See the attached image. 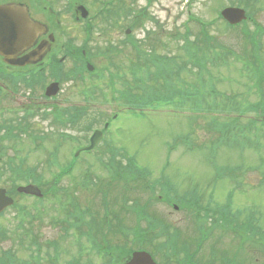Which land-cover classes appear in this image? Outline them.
Wrapping results in <instances>:
<instances>
[{
  "label": "rangeland",
  "instance_id": "rangeland-1",
  "mask_svg": "<svg viewBox=\"0 0 264 264\" xmlns=\"http://www.w3.org/2000/svg\"><path fill=\"white\" fill-rule=\"evenodd\" d=\"M51 1L57 9H63L61 1ZM86 1L89 5L92 3V0ZM238 2L248 7L255 21L263 28L257 36L259 47L255 56L253 52L251 53V45L246 44L250 42V37H245V43L242 39L243 26L229 28L219 18L222 7L237 5ZM93 5L99 7V10L108 9L107 4L102 3L101 0ZM110 10L113 11L111 18L97 19L91 38L85 43L81 29L66 31L65 27L66 33L59 35L60 43L72 37L73 45L78 47L82 45L81 48L85 49L88 56L87 60L102 72V77L97 78L95 73L85 74L84 82L61 81L62 92L53 100L42 98L41 85H37L33 92L21 87L20 92L13 93L8 90L9 81H0L5 87V92H0V109L4 112L0 111V125L10 120L13 126L17 124L23 126L22 119L27 117V121L31 124L30 128L25 129L29 136L21 132L23 130L21 126L18 131H12V134H17V139L4 137V130H0L2 151L0 186L6 188L11 186L12 174L6 163L12 167L23 159V168L35 166L41 176L43 187L46 188L52 180L51 176L53 177L71 160L74 162L71 171L62 175L63 178L60 179V184L65 187L66 193L60 192L58 201L52 199L54 197L52 193L38 204L36 198L32 196L16 194L14 195L16 207L8 208L0 217V229L5 235L0 238V256L3 250L12 249L16 254L14 257L16 264L28 262L29 254H36L30 245L27 246L28 237L24 238L20 230L17 231L20 220L18 212L21 206L27 207L28 213L41 212L42 215L37 221L35 220L33 228V233L36 234L40 244V251L37 253L40 264H50L49 257H53L55 253L60 256L57 264H64L71 256L77 255L81 243L87 244L86 237L77 238L74 228H69L66 223L72 221L68 200L77 202L80 207L94 210L100 208L102 196L100 187L110 180L113 171L116 173L119 169L122 170L124 164L121 163L123 162L121 157H117L118 162L113 164L114 168L105 169L103 164L109 160L108 149L111 148L116 151L121 148L125 153V159L131 157V162L148 173L149 177L145 181L138 178V184L146 182L153 188L145 189L138 198L140 202L148 201L147 211L179 226L184 233L196 234L195 227L186 218L187 210L174 209L172 204L169 205L164 200L178 204L177 199H174L176 197L193 205L192 194L196 192L202 205L219 207L226 201L227 193L234 186V181L239 184L234 188L232 210L240 208L248 211L254 208L257 211L256 220L264 228V101L261 107H255L256 120H249L250 111L245 112L244 118L239 119L243 124H239L238 129H234L233 132L226 131L225 128H228L230 122L238 120L234 116L235 113H222L224 120L216 124L221 127V133L214 136L207 130L206 121L212 119V112L208 110L210 102L219 103L218 101L223 99L222 94L227 97L240 95L247 100L254 99L253 88L249 90L252 84L250 76L252 77L257 70L252 65L260 64L258 67L264 73V0H114ZM246 24L250 31L257 28L253 22ZM127 27L133 28L130 32L131 39L124 37L128 35L124 30ZM203 33L210 38L213 36V46L221 56L220 59L212 57L215 55L209 53V49L204 46L209 39L203 36ZM187 40V45L194 43L198 48L196 50L195 46H189V49L193 50L191 53L198 57L196 64L198 65L197 62L200 61L198 66L204 69L202 73H200L201 69L198 71L190 64L192 58L186 54L184 48ZM140 47L144 50L141 56L144 61L148 62L147 56H151V63L149 62L147 67L151 71L145 66L139 68L141 74L138 72V78L144 80L138 81L137 86H142L144 91L140 95H132L126 91L122 96L126 100L127 109L119 108L109 92L113 87L122 89L123 86L120 82L113 84L109 81H125L124 85L128 88L132 77L129 70H125L129 66L127 60L140 62L135 51L140 50ZM229 48L232 50V55L225 56L223 52L228 54ZM202 49L207 52L208 60H203L206 55L200 58ZM233 50L238 52V57H240L239 53L244 54L246 60L243 55L241 60L240 58L239 61L234 60L236 52L233 54ZM247 60L253 63L245 65L244 61ZM158 63L160 65L155 67ZM70 67L71 63L66 62L63 70L66 71ZM50 79V74L47 72L44 75V82ZM90 83L94 84L96 89L95 94L88 95V105L82 99L80 92L86 85H91ZM163 85L165 92L160 93L158 86L163 91ZM174 86L190 91L177 92L178 89ZM258 88L256 83L254 89L256 93H259ZM104 90L109 92L106 93ZM131 90L137 92L135 87ZM262 97L264 98V89H262ZM242 101V97L236 99L240 110L243 107ZM73 104L89 106L88 114L80 120V125L95 115L93 125L97 124L96 126L101 127L103 118L108 117L105 123L107 142L100 141L90 153L80 152L78 149L86 144L90 134L88 129H79L78 125L57 124L49 114L54 106L65 108ZM139 108H142L143 112H139ZM218 108L215 107L211 111H218ZM27 110L33 111V114H26ZM19 120L22 122L19 123ZM43 134L48 135L46 142L40 138ZM60 134L69 137L65 136V139L59 140ZM56 142L58 143L57 163L49 166L46 160ZM37 144L40 145L38 148L35 147ZM14 150L18 152L17 157ZM78 151L80 154L74 158L73 155ZM9 156L14 160L13 162H9ZM256 165L258 169L255 168ZM231 166L237 168L236 179L229 180V175H225V169ZM126 179V184L120 180L113 181L107 186L110 189L109 193L107 191L108 197L111 198V203H115V208L132 203L135 198L134 182L129 177ZM86 180L93 182L94 185L88 184L83 190L80 185ZM112 185H114L113 189ZM119 216L125 221L126 214ZM62 218L66 219L65 223H59ZM97 219L105 220V216ZM126 224L129 227L136 225L130 218ZM139 224L145 225L142 221ZM211 236L214 237L215 241L212 243L218 254L220 252L231 254L237 251L238 259L244 262L252 264L255 258H258V263L264 264V252L262 253L260 249L254 251L248 247L238 249L240 240L232 233L213 230ZM22 237L26 245L23 247L19 242ZM112 239L110 237V240ZM116 240L117 237L112 242L115 243ZM162 241L163 239L160 240ZM49 242H53L56 248L47 245ZM134 248L137 246H132V249ZM204 256L206 257L204 260H207L204 263L211 264L209 248L208 250L205 248ZM156 257L161 264H168L159 254ZM94 260L99 262L100 259L94 258Z\"/></svg>",
  "mask_w": 264,
  "mask_h": 264
},
{
  "label": "trees",
  "instance_id": "trees-1",
  "mask_svg": "<svg viewBox=\"0 0 264 264\" xmlns=\"http://www.w3.org/2000/svg\"><path fill=\"white\" fill-rule=\"evenodd\" d=\"M261 106L262 104L258 105V107H261ZM71 108L72 110L67 111L68 118L66 119V121H70L73 124V122H75L78 116L77 114H79L80 111L79 109L75 107H71ZM57 119L58 118H55V120ZM233 124H234L233 122H230L229 126H234ZM20 170H21L20 165L14 166L12 169V174L15 176L17 172H20ZM34 171H35L34 168L26 169V172L29 174L33 173ZM235 171H236L235 167H229L225 169L226 174L229 175L233 179L235 176ZM18 178L21 179L24 177L18 176ZM14 179H17V177ZM36 179H37L36 177L33 178L34 181H37ZM57 190H58V187H55V192ZM231 197H232V192L228 194V199H227V202L225 203L227 205L214 210V212H212L208 208H203L201 205H198V203L194 205L195 204L194 202L193 207L197 208V211L194 210L193 212L194 216L196 217L195 222L199 221V222L205 223L209 219H215L214 225L216 227H218L220 230L229 229L232 232V234H234L240 240V243H242L241 249H245L248 247L249 249H253L254 251L256 250V248L258 250L260 249L264 251V230L260 228L261 226H258L256 224L254 210L250 209L249 211L251 212L247 211L248 213H245V211L243 210H237L233 212L229 206ZM68 205H69V208L71 209L70 216L73 219L71 222L72 223L71 225L75 226L86 210H83L79 206V204L77 202H74L73 200H68ZM19 211L22 212V209H20ZM131 211L134 213L135 218L136 220H138V222L145 221V226L131 227L130 235H132V237L129 240L130 243H128L129 241L124 240V241H121V244L110 245V243L112 242L109 241L105 244L106 246L99 247V249H107V251L113 252L110 256H107V260L109 264H114L113 259L114 261L118 259L121 261L123 258H126L129 255V253L135 249V248L132 249V246L134 245L137 246L138 248H141L140 246L144 245L143 248H146L152 252H156L157 250L164 249L163 248L164 246L168 247L172 245L171 248L166 249V252L170 256V258L172 257L179 258L180 259L179 262H182L183 264L184 262H186L187 264H201L200 263L201 261L199 260H200V257L202 259L201 251H202V244L204 242L203 236L205 233L203 230L200 231V234H202V236L199 237L198 240H195L197 241V243L193 242L194 239L192 237H189V238L184 237L183 241H180V244H179L178 234L182 231V229L179 228V226L173 225L172 223L163 221L154 216H150L146 214V210L144 208H141L137 204L131 206ZM27 216L28 218H26L25 216L24 217L22 216L20 218L17 224V231L20 230V232L24 235V238L29 237V236L30 238H33L31 237L32 234H30L32 232L31 229L34 227L35 220L37 221L38 218L41 217L42 215L40 213H37V214H31ZM240 216L241 218H243L241 222L239 221ZM110 219L112 220V218ZM107 229L109 231H114L115 228L114 226H112V228L111 226H109ZM128 234H129V231H128ZM162 234L165 235L166 239L163 242L159 243L161 240ZM20 242H24L23 237L20 238ZM260 242H262L263 244ZM128 244L129 246H127ZM95 245H98V244H95ZM35 251L38 252V249H35ZM116 254H119L120 256L119 255L114 256ZM217 254H218V250H217ZM221 256L226 261L227 264H236V258H235L236 254L235 253H231V257H230V254H228V252H221ZM14 257H15L14 251H12L11 249L7 250L6 252H3V256L0 259V264H16L14 262ZM218 259H220V257ZM242 264H250V263L242 262ZM252 264H258L257 258H255L254 263Z\"/></svg>",
  "mask_w": 264,
  "mask_h": 264
},
{
  "label": "water",
  "instance_id": "water-1",
  "mask_svg": "<svg viewBox=\"0 0 264 264\" xmlns=\"http://www.w3.org/2000/svg\"><path fill=\"white\" fill-rule=\"evenodd\" d=\"M221 14L230 22L235 23L245 18L244 11L238 8H225ZM44 30V27L31 20L24 8L15 5H0V54L4 56L6 62L23 65L31 59H35L40 55L46 47L45 44H40L36 51H33L35 56L30 58V55L16 59L14 56L17 52L28 47L36 38V36ZM56 91V85L52 84L47 88V93L52 94ZM100 136L99 132H95L90 139V145L86 149L94 146ZM19 191L39 195L40 191L34 185L19 187ZM12 204V199L5 195V190L0 188V211L6 206ZM125 264H155L150 255L144 251L134 252Z\"/></svg>",
  "mask_w": 264,
  "mask_h": 264
},
{
  "label": "flooded vegetation",
  "instance_id": "flooded-vegetation-1",
  "mask_svg": "<svg viewBox=\"0 0 264 264\" xmlns=\"http://www.w3.org/2000/svg\"><path fill=\"white\" fill-rule=\"evenodd\" d=\"M57 1H61L63 3V9L62 10L60 8L56 9L57 12H54L51 15L57 17V23L59 24V27L62 26L63 24L64 26L66 25V31L67 29L72 31H77L78 29L83 28L86 32L89 33V38L87 37V40L91 38L92 30L95 27L94 20L100 18H110L113 14V11L110 10V6L114 0H101L102 3H106L108 6V9L104 8L101 10H99V7H95L93 5L97 3L99 0H92V3L90 5L87 3L86 0H57ZM10 2L25 3L32 17L45 18L46 14L44 13H46L48 9H51L52 6L55 7L54 3H52L51 0H0V3H10ZM58 16H60L64 20L59 19ZM48 33L49 32L38 37V39L35 41L33 46H35L39 41L44 39L48 35ZM63 33L64 34L66 33L65 29L63 30ZM69 47L72 49V51L76 49V48H72V46ZM81 47L82 45L79 48L81 49ZM81 52H82V57H84L86 55L85 49H82Z\"/></svg>",
  "mask_w": 264,
  "mask_h": 264
}]
</instances>
